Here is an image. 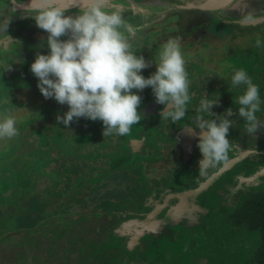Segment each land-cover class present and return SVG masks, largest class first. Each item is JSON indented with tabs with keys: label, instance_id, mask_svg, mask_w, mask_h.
Instances as JSON below:
<instances>
[{
	"label": "flooded vegetation",
	"instance_id": "flooded-vegetation-1",
	"mask_svg": "<svg viewBox=\"0 0 264 264\" xmlns=\"http://www.w3.org/2000/svg\"><path fill=\"white\" fill-rule=\"evenodd\" d=\"M159 1L150 2L142 17L117 9L138 29L131 43L135 54L146 61L156 62L163 42L182 38L191 95L186 116L175 123L161 119L164 105L156 103L152 89L133 90L142 97L139 111L143 119L132 126L130 135L104 137V125L94 129L88 123L91 120L83 117L74 118L64 131L58 129L57 116H63L69 106L48 99L55 106L45 109L50 111L48 119L35 117V124L20 125V137L7 143L9 150L4 151L0 143V154L4 151L0 155V264L8 257L12 264H28L59 245L62 260L69 258L66 264H97L112 247L121 252L104 264H259L263 254L264 129L256 135L245 132L237 103L245 86L233 88L231 78L234 70L244 68L259 86L262 103L257 116L264 121V0H235L217 16L188 11L162 18L158 12L166 4ZM30 3L33 0H0V21L14 22L7 33L0 32V81L9 85L15 97L11 105L0 102V112L10 107L26 110L38 97L44 106L45 98L30 68L37 52L49 53L48 34L32 17L20 25V14H35ZM27 6L31 9L20 12ZM250 13L253 20L245 23ZM66 14L77 13L66 9ZM257 37L261 47L255 46ZM156 70L152 63L141 74L149 78ZM202 98L219 102L211 110L217 115L229 108L234 112L229 160L209 168L205 175L199 173L198 133L193 135L191 129ZM64 137L73 145L71 156L78 163L58 178L52 172L38 173L32 161L23 157L27 149L38 152L44 146L53 156L61 154ZM46 168L58 169L54 164ZM20 190L22 200L13 203L12 195ZM183 194L187 195L177 198ZM182 199L188 207L187 222L181 220L178 209L172 210L182 205ZM120 234H132L141 243L126 249L129 245L120 242ZM151 237L158 242L145 244ZM73 242L78 247L72 248L75 253L69 250Z\"/></svg>",
	"mask_w": 264,
	"mask_h": 264
},
{
	"label": "clouds",
	"instance_id": "clouds-1",
	"mask_svg": "<svg viewBox=\"0 0 264 264\" xmlns=\"http://www.w3.org/2000/svg\"><path fill=\"white\" fill-rule=\"evenodd\" d=\"M85 3L76 15L66 14L59 0H33L32 4L35 12L32 19L48 34L49 53L37 52L30 70L38 79L37 87L45 99L69 106L63 116H57V122L68 127L74 118L100 120L104 137L130 135L132 126L143 119L139 111L142 97L133 90L140 92L149 87L156 103L164 105L161 119L181 121L191 100L182 38L174 36L163 42L156 62L146 61L142 55L135 54L131 43L138 29L120 12L109 10L108 0H85ZM253 18L250 13L244 22H251ZM10 23L11 19L0 21V32L7 33ZM261 43L257 37L255 46L261 47ZM152 63L157 70L145 78L141 72ZM231 85L233 88L245 86L237 98L238 114L243 118L245 132L256 135L264 129V121L257 116L262 103L259 86L244 68L234 70ZM218 104L202 98L192 117L195 126L191 129L193 135L198 133L197 147L202 156L198 162L201 175L209 168L227 163L233 149L228 136L234 112L229 108L223 115L213 113L212 108ZM16 135V119L10 111H5L0 116V139Z\"/></svg>",
	"mask_w": 264,
	"mask_h": 264
},
{
	"label": "water",
	"instance_id": "water-1",
	"mask_svg": "<svg viewBox=\"0 0 264 264\" xmlns=\"http://www.w3.org/2000/svg\"><path fill=\"white\" fill-rule=\"evenodd\" d=\"M112 0H108V8L109 10L112 11V9L115 8L116 11H119L120 8L121 11L125 12V13H131V15H140L142 17L143 14L148 13V9L149 8V4L150 2H152L153 0H149L150 2L146 1V2H138L136 0H113V2H110ZM235 0H160L159 4L164 6L166 9H161V12H158V17L162 18L164 16H168L171 14H177V13H186V12H194L196 13V15H206V13H212L215 16L220 15L222 13V11L228 7L232 2H234ZM33 3H30V6L32 7ZM64 5L65 9H69L72 10L75 13H80L83 8L86 6L85 0H59V6ZM152 5H150L151 7ZM31 7H23L22 9L20 8V12H26L29 8L31 9ZM8 11L6 10V13ZM34 12V10H33ZM32 13V12H30ZM30 13H25V14H20L19 18L21 17V24L22 26L26 25V20H29V17H33L31 16ZM263 20V19H261ZM23 21L25 22L23 24ZM256 22V21H255ZM31 24H33V22H30ZM14 24V22L11 20V23L9 26L12 27V25ZM25 30V28L23 29ZM209 183V182H208ZM187 194H183L178 196L177 198L181 199V197L185 196ZM186 198V197H184ZM182 205L177 204V205H173V211H175V208L178 209V211L180 212V217L181 220L184 219L187 211H188V207L187 205L184 204V201L182 199ZM190 218V217H189ZM189 218H185L189 219ZM77 217L74 219V222L77 221ZM65 222V221H64ZM182 222V221H181ZM184 222H187L184 221ZM150 231V230H149ZM121 235V234H120ZM120 240V242L122 243H126L129 245L128 248L126 249H130L131 246L136 245V243H141V240L133 237L132 234L129 235H121V236H117ZM64 240V239H63ZM154 238L151 237V241L150 239H146V243L145 244H150L152 243V245H154L155 243H157L158 241H153ZM79 241V240H77ZM94 243H96V241L93 240ZM97 245V244H96ZM143 245V243H142ZM151 245V246H152ZM62 245H59L57 248L53 249V250H46L44 251L42 254H40L39 256L33 258L31 261V263L28 264H66L69 261V258H66L64 260H62L63 256L61 253L62 251ZM72 248H78L77 245L73 242L71 244V248L69 250H71V253H75L77 250L72 249ZM118 250V248H117ZM115 250L114 247L110 248L109 250H107V252H103L105 253L103 255V257L98 261L97 264H104L105 260H110L111 257H114L118 254H120L121 252V248H119V251ZM79 253V252H78ZM119 256V255H118ZM60 257V260L58 261L56 258ZM4 264H12V259L11 257H8L5 261L2 260ZM79 264H81V262H78ZM83 264V263H82Z\"/></svg>",
	"mask_w": 264,
	"mask_h": 264
},
{
	"label": "rangeland",
	"instance_id": "rangeland-1",
	"mask_svg": "<svg viewBox=\"0 0 264 264\" xmlns=\"http://www.w3.org/2000/svg\"><path fill=\"white\" fill-rule=\"evenodd\" d=\"M26 84V83H25ZM30 98V97H29ZM28 98V99H29ZM15 99V97L12 96L10 90H9V85L4 82H2V80L0 81V102H6V104H13V100ZM50 100V99H49ZM48 99L44 100V106L39 105V97L36 100H33L32 103H30V106L28 109L26 110H15V108H11V110H9L11 112V114L15 117L16 119V127L18 129V135H16L15 137L8 139H0V143H3V148L4 151L9 150V145L7 143H9L10 141H16L19 139V135H20V127L23 126V128H26L28 126H30L31 124H35V122L33 121V119L36 117L37 119H48L49 116H51L50 114L46 113H50V111L48 110H54L53 108L55 107L51 101H49ZM26 103H28L26 101ZM57 104V103H55ZM64 106V105H62ZM39 107V109H38ZM65 107V106H64ZM5 106L2 107V109L4 110ZM66 108V107H65ZM38 109V110H37ZM48 109V110H45ZM37 110V111H35ZM67 111V109H66ZM65 111V112H66ZM5 111H1L0 112V116H2V114ZM52 114V113H51ZM39 118H38V117ZM77 122V121H75ZM89 124H91V126H93V128L98 130L100 128H102L103 123L100 120L97 121H89ZM21 125V126H20ZM57 128L58 129H62V131H64L67 127L61 125L60 123L57 122ZM38 137V140H42V136L39 137V134L36 135ZM57 140H59L60 137H53ZM64 137V139L62 140L63 142H61V149L62 152L61 154H58L56 156H53L52 153H50V151L48 150V146H44L42 147L41 151H34L32 148L27 149L28 151L26 153H24L25 156L29 159V161L31 162V166L39 173H49L52 172L53 174H55V178L60 177V175L62 173H64L66 171V169L71 170L72 167H75V163H78V159L71 156L73 154L72 150H73V145L67 143L68 139H66ZM55 141V140H54ZM4 151L0 154L2 156H4ZM31 156V157H30ZM1 160V159H0ZM29 163L28 161H24L22 164H25V166H28ZM72 163V165H70ZM1 164V163H0ZM54 164V166L58 167V169H49L46 168L47 165H52ZM2 165V164H1ZM30 166V165H29ZM10 167H7V170H9ZM14 179V177H13ZM72 182H74V180H72ZM30 191V189H29ZM31 192V191H30ZM23 194V190L20 191H15L13 196V203L19 202L21 199V195ZM10 198V197H9ZM11 201V198H10ZM229 257V256H228ZM59 261V260H58ZM239 264H241V262H239Z\"/></svg>",
	"mask_w": 264,
	"mask_h": 264
},
{
	"label": "trees",
	"instance_id": "trees-1",
	"mask_svg": "<svg viewBox=\"0 0 264 264\" xmlns=\"http://www.w3.org/2000/svg\"><path fill=\"white\" fill-rule=\"evenodd\" d=\"M261 227H262V239H263V242H262V251H263V254L261 255L259 264H264V223L263 222L261 224Z\"/></svg>",
	"mask_w": 264,
	"mask_h": 264
}]
</instances>
